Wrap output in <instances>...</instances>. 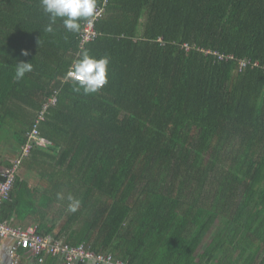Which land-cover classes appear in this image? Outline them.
Listing matches in <instances>:
<instances>
[{"label": "trees", "instance_id": "16d2710c", "mask_svg": "<svg viewBox=\"0 0 264 264\" xmlns=\"http://www.w3.org/2000/svg\"><path fill=\"white\" fill-rule=\"evenodd\" d=\"M86 20L48 33L40 0H0V168L55 100L0 221L127 264H264V0H107L80 49ZM85 51L109 59L91 94Z\"/></svg>", "mask_w": 264, "mask_h": 264}, {"label": "built area", "instance_id": "2783aa9c", "mask_svg": "<svg viewBox=\"0 0 264 264\" xmlns=\"http://www.w3.org/2000/svg\"><path fill=\"white\" fill-rule=\"evenodd\" d=\"M107 0H103L99 6L96 7L94 15L87 18L83 24L79 35L80 49L89 42L97 38L98 34L95 31V24L105 13ZM186 51L190 49L189 46L184 45ZM202 51V50H201ZM205 54H212L218 60L235 62L233 56H224L210 51H202ZM249 62L238 61L239 69H244ZM253 67H259V64L253 63ZM264 72V66H260ZM55 100H50L48 104L42 107L39 112L35 124L27 136V143L21 148L20 156L12 160L11 165L1 172L0 180V207L3 202L7 201L18 175L19 168L22 161L28 157L33 147L46 149L52 145L50 141L42 137L38 130V125L44 120V114L49 105L54 104ZM11 239L13 245L9 249V258L11 264H18L19 251H23L33 256L38 264L44 262V256L52 258H61L64 264H85L91 262L93 264H127L121 260L114 259L111 255L95 254L86 249L83 245L73 247L63 242H52L37 233L36 226H28L24 229L15 228L5 222L0 221V241Z\"/></svg>", "mask_w": 264, "mask_h": 264}, {"label": "clouds", "instance_id": "9594fccd", "mask_svg": "<svg viewBox=\"0 0 264 264\" xmlns=\"http://www.w3.org/2000/svg\"><path fill=\"white\" fill-rule=\"evenodd\" d=\"M40 6L49 19L48 25L44 28L45 32L51 33L52 25L56 23L57 18H61L63 26L69 32L76 33L80 31L81 27L79 19L94 15L96 0H40ZM22 55L27 56L28 52L22 51ZM108 64V57L96 59L85 51L81 58L74 62L72 69L67 74L74 82H78L74 91L79 92L83 89L85 94H91L101 89L107 83ZM32 70L31 62H18L15 70L16 80L19 81L25 73ZM69 199L72 198L69 197ZM78 204V201L74 202L70 205L69 210L75 212Z\"/></svg>", "mask_w": 264, "mask_h": 264}, {"label": "crops", "instance_id": "0c3cea01", "mask_svg": "<svg viewBox=\"0 0 264 264\" xmlns=\"http://www.w3.org/2000/svg\"><path fill=\"white\" fill-rule=\"evenodd\" d=\"M4 170V168H0V173ZM39 180H36L35 183H38ZM9 225L15 227V228H26L28 226H31L30 220L25 219L23 221H13L9 223ZM54 233H57L55 230ZM47 239L51 240V237L44 236ZM13 245V241L11 239H6L0 241V264H11V260L9 258V249ZM19 255V261L18 264H38L35 260V258L28 253H25L23 251L18 252ZM42 264H64L63 260L61 258H52L50 256H44V262ZM85 264H93L91 262L85 263Z\"/></svg>", "mask_w": 264, "mask_h": 264}, {"label": "rangeland", "instance_id": "374dc122", "mask_svg": "<svg viewBox=\"0 0 264 264\" xmlns=\"http://www.w3.org/2000/svg\"><path fill=\"white\" fill-rule=\"evenodd\" d=\"M36 181V180H35ZM34 180L31 181V184H36Z\"/></svg>", "mask_w": 264, "mask_h": 264}]
</instances>
